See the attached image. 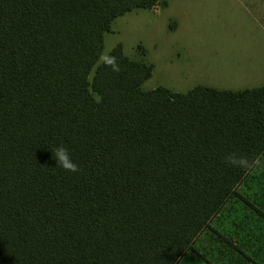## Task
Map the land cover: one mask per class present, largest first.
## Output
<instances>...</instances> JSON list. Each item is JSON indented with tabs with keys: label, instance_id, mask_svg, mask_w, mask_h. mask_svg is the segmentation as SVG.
Returning <instances> with one entry per match:
<instances>
[{
	"label": "trees",
	"instance_id": "1",
	"mask_svg": "<svg viewBox=\"0 0 264 264\" xmlns=\"http://www.w3.org/2000/svg\"><path fill=\"white\" fill-rule=\"evenodd\" d=\"M158 2L0 0V264H176L248 174L225 154H264V84L146 90L122 43L101 59Z\"/></svg>",
	"mask_w": 264,
	"mask_h": 264
},
{
	"label": "rangeland",
	"instance_id": "2",
	"mask_svg": "<svg viewBox=\"0 0 264 264\" xmlns=\"http://www.w3.org/2000/svg\"><path fill=\"white\" fill-rule=\"evenodd\" d=\"M117 43L152 67L146 90L258 87L264 84V0H159L114 19L101 59ZM176 264H264V156Z\"/></svg>",
	"mask_w": 264,
	"mask_h": 264
},
{
	"label": "clouds",
	"instance_id": "3",
	"mask_svg": "<svg viewBox=\"0 0 264 264\" xmlns=\"http://www.w3.org/2000/svg\"><path fill=\"white\" fill-rule=\"evenodd\" d=\"M113 61L114 58L110 59L108 63L113 64ZM113 66L115 70H119L118 67ZM51 152L53 159L56 161V168H61L64 171L72 173L81 171L79 163L73 159L70 150L65 144L58 143L53 145ZM262 155L264 154L248 155L237 148L226 153L223 159L226 164L237 169H242L245 173H249L261 164Z\"/></svg>",
	"mask_w": 264,
	"mask_h": 264
},
{
	"label": "crops",
	"instance_id": "4",
	"mask_svg": "<svg viewBox=\"0 0 264 264\" xmlns=\"http://www.w3.org/2000/svg\"><path fill=\"white\" fill-rule=\"evenodd\" d=\"M252 88H254V87H252ZM218 89V88H217ZM223 90H232V89H223Z\"/></svg>",
	"mask_w": 264,
	"mask_h": 264
}]
</instances>
